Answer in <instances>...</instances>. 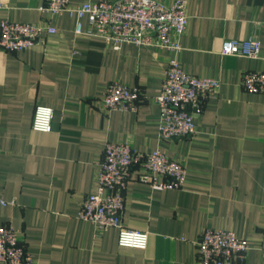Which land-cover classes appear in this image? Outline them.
Here are the masks:
<instances>
[{"label": "crops", "instance_id": "obj_1", "mask_svg": "<svg viewBox=\"0 0 264 264\" xmlns=\"http://www.w3.org/2000/svg\"><path fill=\"white\" fill-rule=\"evenodd\" d=\"M0 20L56 28L18 52L0 48V226L19 232L36 264H195L205 228L227 229L251 248L244 264H264V91L241 85L264 72V0H186L181 49L121 44L75 32L76 19L40 9L44 0H2ZM96 0H70V6ZM169 1V0H162ZM82 29L90 24L82 19ZM260 40L258 57L222 55L226 39ZM175 59L187 73L220 81L195 116L189 138L162 140L153 98ZM118 81L141 91L137 111H106L101 98ZM37 105L53 109L48 132L31 128ZM107 142L159 149L183 162L178 189L132 178L122 222L148 233L144 249L119 246L117 229L98 230L77 214L96 190ZM235 264H241L239 262Z\"/></svg>", "mask_w": 264, "mask_h": 264}, {"label": "built area", "instance_id": "obj_2", "mask_svg": "<svg viewBox=\"0 0 264 264\" xmlns=\"http://www.w3.org/2000/svg\"><path fill=\"white\" fill-rule=\"evenodd\" d=\"M3 7L0 0V9ZM40 9L53 15L68 13L74 16L77 34L98 37L114 48L126 43L178 51L188 23L186 0H96L77 6H70V0H44ZM84 17L90 24L87 31L82 29ZM55 32L56 28L49 23L1 19L0 48L18 52L42 42L44 34ZM220 52L222 55L256 58L260 52V40L256 36L243 40L226 39ZM241 85L249 92L264 91V72H243ZM219 88L218 79L189 74L175 59L170 60L160 89L153 98L160 112V138L192 137L195 116L209 98L217 95ZM140 96L138 87L113 81L103 92L101 106L106 111L135 112ZM52 117L51 107L37 105L31 128L38 132L50 131ZM185 174L183 162L159 149L142 152L128 143L107 142L96 173V190L86 196L77 217L101 231L116 228L119 246L144 249L148 233L127 228L122 222L123 192L127 182L136 178L154 189H178L184 184ZM9 203L0 198V207ZM195 245V264H244L251 248L246 239L237 237L234 232L212 228H205ZM0 264H36L31 252L22 244L18 230L5 225L0 226Z\"/></svg>", "mask_w": 264, "mask_h": 264}]
</instances>
